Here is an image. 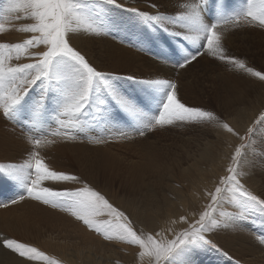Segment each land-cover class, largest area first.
I'll return each instance as SVG.
<instances>
[{
  "label": "snow or ice",
  "instance_id": "obj_1",
  "mask_svg": "<svg viewBox=\"0 0 264 264\" xmlns=\"http://www.w3.org/2000/svg\"><path fill=\"white\" fill-rule=\"evenodd\" d=\"M174 2L176 6L169 10L162 8L159 0H152L142 10L125 9L120 0H6V5L0 8V34H5L0 35V116L27 130L23 136L28 148L23 163L0 164V172L17 181L20 187L14 198L0 203V207L18 204L27 198L59 208L105 241L137 246V255L141 260L147 258V264H187L184 257L195 248L220 250L209 237L222 227V220L245 219L255 212L264 214V194L256 195L245 187L241 178L249 173L238 171L247 148L253 143L256 125L264 126V112L241 135L223 114L182 102L177 83L101 70L76 43L79 39L112 34L116 21L111 12L125 9L136 14L150 33H160L159 36L148 34L149 41L165 39L168 43L165 37L178 41L172 50L180 49L183 54L176 56L174 67L185 69L198 57L207 55L264 82V70L248 67L243 59L225 51L222 43L225 32L218 30L222 25L240 27L241 22L264 28V0H246L240 10L227 15L221 4L215 22L213 17H205L201 3ZM203 2L206 5L207 0ZM9 30L26 34V38L12 41L6 37ZM122 80L145 86L146 101L154 105L153 111L158 114L144 111L119 86ZM115 110L131 119L130 130L140 137L156 129L180 125L202 129L211 126L218 134L239 139L226 174L219 176L213 187H205L203 195L207 203L200 207L192 205L191 212L168 221L170 225L180 226L178 231L171 227L159 232L137 229L130 215L114 206L87 178L57 170L41 156L42 150L58 141H76L83 137L90 144H104L105 140L89 133L101 126L105 130L117 128ZM50 119L55 121V128H50ZM116 135L132 138L124 130H117ZM59 184L73 186L55 187ZM165 232H170L171 238ZM259 240L264 244V235ZM0 247L17 254L28 264L39 260L61 264L39 248L6 234H0Z\"/></svg>",
  "mask_w": 264,
  "mask_h": 264
},
{
  "label": "rangeland",
  "instance_id": "obj_2",
  "mask_svg": "<svg viewBox=\"0 0 264 264\" xmlns=\"http://www.w3.org/2000/svg\"><path fill=\"white\" fill-rule=\"evenodd\" d=\"M120 2L125 5V9L137 7L146 10L152 0H120ZM159 2L162 8L169 10L176 6L174 0H159ZM193 2L201 3L205 17H213V22L221 4L226 15L240 10L246 4V0H207L206 5L203 0H193ZM5 5L6 0H0V8ZM125 9H114L111 12L116 21L112 34L76 41L101 70L111 71L120 76L135 74L138 79H169L177 83L178 96L182 102L211 108L218 114H223V117L240 130L241 135L247 123H253L252 120L258 119L260 113L264 112V82L207 55L198 57L197 61L185 69L174 67L176 56L183 54L180 49H176L175 52L172 50L178 41L170 37H165L168 43H165V39H158L155 43L149 41L148 34L159 36L160 33H150L136 14ZM218 30L225 32V40L222 43L227 53L243 59L246 64L248 63V67L264 70V28L255 23L248 25L241 22L240 27L222 25ZM244 34H246L245 38H243ZM6 37L16 41L19 38H26V34L9 30ZM118 43L126 44L139 52V54L131 52L138 58L139 63L135 62L131 54H127L128 62L135 63L137 68H124L119 65L122 51ZM188 49L191 50L190 45ZM163 51L167 54H162ZM228 69L236 70L254 79L245 82L227 80L224 72ZM119 86L129 93L144 111L158 114L153 111L154 105L146 101L145 86L127 80H122ZM243 86L246 91L237 92ZM115 122L117 128L105 130L101 126L89 133V136L105 140L104 144L93 145L83 137L76 141H58L55 145L42 150L41 156L46 163L57 170H66L87 178L114 206L130 215L137 229L159 232L162 229L173 228L168 221L178 218L169 215L171 203L181 202L182 205L198 203L199 192L201 190L204 192L205 187L209 188L208 183L212 184L210 174L207 177L196 175L190 181L186 176H180L179 170L181 167H190L186 152L194 149L201 137L211 134L213 129L211 126L202 129L176 125L156 129L140 137L131 132L133 122L119 110H115ZM54 123L55 121L50 119V128L56 127ZM117 130L128 131L132 138L119 137L116 135ZM25 131L27 130L21 125L13 124L0 116V164H21L27 159L28 145L23 136ZM252 141L238 171L245 169L255 178L259 184L256 190L248 187L246 180L241 182L254 194L261 195L264 194V126L256 125ZM237 142L238 138L229 135L216 143L215 149L225 152L223 155L217 154L211 168L225 171L226 174L230 156ZM142 153L152 158L156 164L147 163L146 169H142L144 174L138 176L130 167L140 160ZM108 160L110 164H107ZM134 165L137 167L136 164ZM169 168L177 172L175 179L177 183L174 184L179 187V192L176 194L170 186L171 180H168ZM203 178L202 182H198ZM46 186L50 185L46 182ZM71 186L73 185H55L58 188ZM19 191V183L6 173L0 172V203H7ZM179 193L180 198H178ZM157 206L160 209L157 210ZM2 209L0 222L5 221V218L8 221L0 229V234H6L9 238L37 247L50 258L60 260L61 264H147V258L141 260L137 255V246L118 241H105L99 234L89 230L83 222L77 221L70 213L59 208L54 209L50 205H43L26 198L18 204L0 207V210ZM263 215L255 212L250 213L245 219L237 217L234 221L222 220V227L209 237L220 250L211 247L195 248L184 257L185 261L187 264H264V244L259 240L264 235ZM68 231L70 234L66 236L65 233ZM246 231L248 233L245 234ZM239 237H244L245 247L239 246ZM256 245L261 246L260 251ZM248 249L251 250L250 254L241 256L240 252ZM26 262L17 254L0 247V264H26ZM31 264H47V261L39 260Z\"/></svg>",
  "mask_w": 264,
  "mask_h": 264
},
{
  "label": "bare ground",
  "instance_id": "obj_3",
  "mask_svg": "<svg viewBox=\"0 0 264 264\" xmlns=\"http://www.w3.org/2000/svg\"><path fill=\"white\" fill-rule=\"evenodd\" d=\"M247 26V25H246ZM243 29V28H242ZM245 29V28H244ZM246 32V31H245ZM247 34V33H246ZM246 34L243 35V38L246 37ZM248 35V34H247ZM126 39V38H125ZM119 45V48L120 50L122 51V60L119 62V65L121 67H124V68H130V67H133V68H137L136 67V64L135 63H129L128 62V59H127V54H131L134 58H135V62L136 63H139V60L136 56H134L131 52H135V53H138L137 51L129 48L126 44L122 45V43H118ZM130 45V44H129ZM127 46V47H126ZM248 64V63H247ZM246 64V65H247ZM250 66V65H249ZM235 69V68H234ZM238 71V70H237ZM246 72V71H245ZM226 74V79L227 80H230V81H236V80H241V81H249V80H252L254 78L252 77H249L247 75H242V73H238L236 72V70H226L224 72ZM138 74V73H137ZM241 75V76H240ZM263 86H264V83H263ZM246 91V88L245 86H243L239 91V93H244ZM253 121V120H252ZM53 123V122H52ZM51 123V124H52ZM55 124V123H54ZM252 122H248L247 125L244 127L243 129V133H244V130H246L248 127L252 126ZM109 132V131H108ZM104 135V134H103ZM226 139L225 135L223 133H217V131L213 130L211 134L209 135H204L201 137V139L199 140V142L194 146V149H191L189 150L187 153V158L190 160V164L189 166L190 167H181V169L179 170V175L180 176H186L188 179H190V181L197 175L199 177L201 176H206L207 175H211V178H212V184H209L208 183V186L209 188L213 187V185L217 182L218 180V177L219 176H222L225 174V171H219L218 169L216 168H211V164L212 162L215 160L217 154L221 153V155L224 154L225 150L222 151V152H219L217 151V149H215V144L218 143L219 141L221 140H224ZM240 143L239 139H238V142L236 143V145H238ZM192 148V147H190ZM107 151V150H105ZM152 153V152H151ZM147 154V153H146ZM156 155V154H155ZM164 155V154H163ZM248 155V154H247ZM140 160H138L137 162H135L134 164L137 165V167L133 164L130 168H132V170L134 172H137L136 174L138 176H141L143 175L144 173L142 172V169H146V165L147 163H153L154 161L152 160V158L150 159L148 156L146 157L144 155V153L140 154ZM158 157V156H157ZM160 158V157H159ZM245 160V159H244ZM248 160V159H247ZM157 161V159H156ZM247 162V161H245ZM111 162L108 160L107 164H110ZM244 163V162H243ZM154 165L156 164V162L153 163ZM152 164V165H153ZM161 164V163H160ZM168 180H171V184L170 186L172 187V189L174 190L173 192L176 194L177 192H179V187H177V185H175L174 183H177V180L176 179V170L175 169H172V168H169L168 170ZM210 171V173H209ZM244 172H247L245 169L243 170ZM165 173V172H164ZM249 173V172H248ZM165 175V174H164ZM205 177V178H206ZM204 180L201 179L199 180L198 182H202ZM242 181L246 180V184L248 187L252 188L253 190H256L259 188V184L258 182L255 180V178L253 176H251L250 174L247 176V177H242L241 178ZM173 181V182H172ZM171 189V190H172ZM204 190V189H203ZM180 193L178 194V198H180ZM172 197H170L171 199ZM199 201L198 203H195V204H188V205H182L183 203H176V202H172L171 203V208L169 209V215L173 218H178V216L184 212H191L192 211V205H195V207H200L202 206L203 204H206L207 203V199L206 197H204L203 195V191L201 190L199 192ZM160 209L159 206H157V210ZM8 212V211H7ZM167 213V212H166ZM2 214H3V209L0 210V220H1V217H2ZM161 215V213H160ZM159 215V216H160ZM264 217V215L262 216ZM3 218H5L3 216ZM260 218V217H259ZM253 220H256V219H253ZM264 220V218H263ZM8 220H6L5 218V221L3 222H0V229L3 228V226L7 223ZM259 222V221H258ZM261 224V223H260ZM259 224V225H260ZM2 226V227H1ZM179 227L180 226H176V225H173V228L175 230H179ZM246 229V228H245ZM241 230V229H240ZM241 232V231H240ZM248 233L247 231L245 232V234ZM70 234V231H68V233H65L66 236H68ZM257 234V233H256ZM165 235L169 236V238H171V233L170 232H166ZM219 236V233L217 234ZM255 237V235H254ZM217 238V237H216ZM215 238V239H216ZM244 242H245V239L244 237H239L238 239V244L239 246L241 247H245L244 246ZM260 251V247L259 245H256ZM241 249V248H240ZM251 252L250 249L248 250H245L243 252H240L241 256L243 255H249ZM259 259V258H258ZM248 260V259H247ZM34 262V261H33ZM147 262V261H146ZM26 264H28V262H26Z\"/></svg>",
  "mask_w": 264,
  "mask_h": 264
}]
</instances>
